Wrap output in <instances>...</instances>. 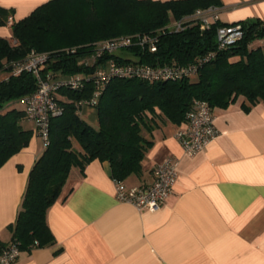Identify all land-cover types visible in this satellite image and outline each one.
I'll use <instances>...</instances> for the list:
<instances>
[{"label": "trees", "instance_id": "trees-1", "mask_svg": "<svg viewBox=\"0 0 264 264\" xmlns=\"http://www.w3.org/2000/svg\"><path fill=\"white\" fill-rule=\"evenodd\" d=\"M219 6L220 0H47L28 15L12 21L11 39L0 36V166L29 144L31 128L24 99L37 88L30 72L14 73L11 62L30 50L47 52L43 71L58 77L79 74L81 88L61 86L56 100L62 111L50 117L48 143L29 171L12 239L20 248L54 243L46 221L48 207L61 195L70 170L84 171L94 159L108 161L112 177L124 180L142 170V160L153 145L150 137L160 121L183 123L194 99L214 108H226L240 99L249 111L264 103V20L239 24L243 37L234 45L218 48L217 21L201 29L189 21L179 30L165 28L197 8ZM11 9L0 6V25ZM161 29V30H160ZM160 30V31H159ZM131 36L133 42L112 53L97 55L105 39ZM157 36L156 50L141 43ZM207 58V59H205ZM109 59L118 65H186L202 61L197 73L178 80L111 76L95 108L97 127L79 114L80 102L95 90L94 73ZM21 101L22 107L14 103ZM29 120V119H28ZM149 136H148V135Z\"/></svg>", "mask_w": 264, "mask_h": 264}, {"label": "crops", "instance_id": "crops-1", "mask_svg": "<svg viewBox=\"0 0 264 264\" xmlns=\"http://www.w3.org/2000/svg\"><path fill=\"white\" fill-rule=\"evenodd\" d=\"M47 0H0L13 20ZM222 22L264 20V0H220ZM0 36L11 38L10 24ZM79 114L97 123L95 108ZM218 135L189 156L175 136L176 125L160 121L142 170L123 182L140 186L166 156L178 160L171 194L156 211H139L119 201L108 161L94 159L81 172L73 167L60 197L46 212L54 243L22 248L14 264H264V103L244 111L240 99L214 108ZM29 144L0 166V249L12 239L28 174L44 145ZM148 135V134H147ZM149 136V135H148Z\"/></svg>", "mask_w": 264, "mask_h": 264}, {"label": "built area", "instance_id": "built-area-1", "mask_svg": "<svg viewBox=\"0 0 264 264\" xmlns=\"http://www.w3.org/2000/svg\"><path fill=\"white\" fill-rule=\"evenodd\" d=\"M219 20H221L219 6L212 4L197 8L192 14L174 20L163 30L165 28L179 30L184 28L189 21L198 22L200 28L205 29ZM12 21L13 17L9 16L7 24H11ZM242 37L243 29L239 24H223L216 27L217 46L220 49L236 44ZM156 41L157 36L154 35L143 36L140 42L147 44L153 51L156 50ZM12 42L15 43V39H12ZM132 42L131 36L127 35L105 39L97 44V55L106 52L112 53L129 46ZM47 57V52H38L32 49L24 57L11 62L14 73L26 71L32 73L36 78V90L24 99L25 112L27 118L34 123L35 134L41 138L44 147L48 143L50 117L62 111L61 105L55 96L58 88L66 86L78 89L83 84V78L79 74L58 77L51 72L43 71ZM201 62L197 61L186 65L172 63L160 66H133L118 65L114 60L109 59L105 66L95 71V90L88 100L80 102V106L95 105L105 82L113 75L137 76L149 80H178L196 74ZM218 133L219 131L215 125L214 109L206 100L194 99L185 113L183 123L177 127L175 136L184 153L192 156L204 150ZM177 166L178 160L175 157L166 156L154 165L153 179L146 185L129 187L123 180L114 178L117 199L133 204L139 211L158 210L172 192L173 185L178 177ZM20 252V243L15 240L10 241L0 249V264H14Z\"/></svg>", "mask_w": 264, "mask_h": 264}, {"label": "rangeland", "instance_id": "rangeland-1", "mask_svg": "<svg viewBox=\"0 0 264 264\" xmlns=\"http://www.w3.org/2000/svg\"><path fill=\"white\" fill-rule=\"evenodd\" d=\"M4 74H5V72L0 73V75H4ZM14 105L17 106V107H22V106H23V103H22L21 101H18V102H16V103H14ZM91 108H94V107L91 106ZM87 121H88V120H87ZM94 126L97 127V123L94 124Z\"/></svg>", "mask_w": 264, "mask_h": 264}]
</instances>
